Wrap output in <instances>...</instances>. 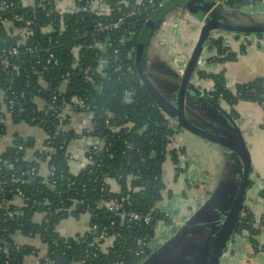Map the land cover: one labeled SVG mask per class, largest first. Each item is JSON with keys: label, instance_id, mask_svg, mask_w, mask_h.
<instances>
[{"label": "trees", "instance_id": "trees-1", "mask_svg": "<svg viewBox=\"0 0 264 264\" xmlns=\"http://www.w3.org/2000/svg\"><path fill=\"white\" fill-rule=\"evenodd\" d=\"M2 1L16 3L15 6L0 11V91L4 95L3 104L7 106V101L13 99L15 105L10 115L11 120L38 126L47 134V138L42 143V149L34 151L32 160L26 158V151L34 147L32 137L16 136L12 145L0 154V264H22L24 256L36 254L33 246L15 241L14 234L18 232L29 236L38 235L46 245V256L40 259V264H73L82 261L84 264H115L119 261L122 264H132L138 259L135 255L140 249L138 241L148 243L154 236L158 221L168 219L157 207L163 197L160 190L165 188L161 167L169 155L175 170L179 171V149H167L178 129L164 124V115L147 92L135 65L132 77L122 74L124 69L115 70V67L123 63L121 53L134 49L141 33L152 29L150 23L155 18L154 13L161 8L149 13L147 22L142 15H137L131 24L124 25L121 32L116 34L119 39L124 38L120 43L122 46L119 54L103 55L107 64H113L114 67L106 64L88 81L82 72L71 66L72 48L76 46H81L78 57L84 67H96L101 63L102 54L85 49L87 39H78L72 32V29L82 28L88 23V15L82 17V13L70 14L65 32L56 30L45 35L39 28L55 16L48 15L38 5L39 2L49 4V0H35L36 20L31 26L33 35L18 47L17 54L7 55L17 38L6 29L3 21L14 18L20 11L16 5H20L21 0H0ZM206 1L214 3L215 0ZM256 1L258 0H224L223 5L233 10ZM24 9L30 11L32 8ZM28 47L33 51H29ZM204 47L215 52L208 60L224 62L236 58V53L224 46L220 37L208 35ZM45 49L53 54L58 65L46 63L49 52ZM37 60H41V63H37ZM66 71L69 75L62 87L61 77ZM197 73L200 77L204 75L202 71ZM209 76L212 87L204 94L208 98L212 95L209 100L216 105L223 102L233 110L238 101H248L256 102L264 108L262 77L238 83L232 91L226 86L223 72ZM93 81L101 84L103 89L97 90ZM127 94L132 97L130 102L124 100ZM54 95L55 100L52 98ZM75 97L86 99V104L90 105L92 119L96 121L90 134L99 133L110 143L108 152L102 151L100 154L99 165L92 167V173L89 172V166L77 173L70 172L68 166L66 147L78 135L61 119L60 114L62 108ZM19 108L24 110L17 115ZM74 111L86 110L77 107ZM4 115L0 109V134L4 133ZM106 119L110 128L119 125L120 130L113 132L107 127ZM59 123L66 124L63 132L57 130ZM46 149L49 150L47 153ZM40 162L46 163L47 168L53 167V174H40ZM105 178H112L117 182L120 187L118 193L110 190ZM122 195L128 196L132 202L125 211H149L151 222L147 225L122 223L118 217L112 218L104 208L96 206L100 200ZM16 197L21 199V205L13 202ZM87 210L95 215L91 216V223L109 226L110 220H115L113 227L109 228V234L117 233L118 236L105 249L96 247V243L89 246L93 238L90 232L63 236L56 231V225L61 219L78 216ZM37 212L43 214L39 223L33 220V215ZM242 231H246L250 241L257 245L253 237L261 232V228L255 224L250 209L245 207L235 232ZM144 248L146 251L142 257L150 251L149 247Z\"/></svg>", "mask_w": 264, "mask_h": 264}, {"label": "crops", "instance_id": "crops-1", "mask_svg": "<svg viewBox=\"0 0 264 264\" xmlns=\"http://www.w3.org/2000/svg\"><path fill=\"white\" fill-rule=\"evenodd\" d=\"M186 3L187 0L167 1L159 11L154 13L155 18L153 22L151 21L152 29L149 28L141 33L145 41L144 72L158 90L170 100L174 99V89L178 84L173 75L178 72L173 58L183 59L190 52L191 45L196 40L201 27L200 17L203 15L200 10L198 14L193 15ZM213 7L217 8L216 15L228 23L238 25L264 23V0H258L230 12L220 9L218 5ZM180 16L183 21L176 26L175 23L180 20ZM164 18L169 19L164 36L167 44L165 47H160L153 36L159 22ZM212 32L216 34L215 37L222 39L224 46L236 53V58L224 62L208 60L215 52L213 49L203 47L199 58L200 64L196 65L192 79L201 95L192 90L187 91L185 114L191 122L205 128L214 125L215 118L223 117L222 113L215 108L213 101L204 94L212 87L209 74L223 72L226 86L232 91L238 83L250 81L255 77L264 79V34L245 35L213 30L209 35ZM197 71H202L203 77H200ZM0 104L1 111L5 113L2 91H0ZM38 104L41 105V102L38 101ZM217 105L238 126L244 145L249 151L251 172L245 197V208L250 209L255 224L260 225L261 228V232L253 237L257 245L250 241L246 231L235 232L224 250L220 264H264V108L256 102L248 101H238L233 110L223 102ZM71 119V128L79 132L90 124L91 115L78 111L72 113ZM3 123L5 128L4 133L0 134V154L6 147L12 145L16 136L32 137L34 147L26 151V158L32 160L34 151L41 148L46 138L45 132L38 126L25 122H13L7 113L4 115ZM91 143L92 139L88 135H82L68 143L67 158L70 172L77 173L85 166L86 152ZM173 148L179 149L177 165L179 171L175 170L171 157L167 155L161 167L165 191L157 207L170 213L176 224L174 228H171L164 220L158 221L154 236L150 241L149 252L159 247L172 232L184 223L185 219L194 214L215 191L219 190L220 193L215 197L214 205L217 209L211 211V214L207 211V214L209 213L207 220H210L213 228L210 234L208 231L203 240L206 239V245L209 247L234 197L242 171L241 162L233 152L185 130L177 131L175 139L169 146V149ZM39 169L40 174L46 175V163L40 162ZM13 202L16 205L22 203L18 197ZM42 219L43 214L40 212L33 215L36 223L41 222ZM261 222H263L262 225ZM89 224L88 213H81L78 216L61 219L56 225V231L63 236L83 235L87 232ZM203 229L207 230L206 227L201 230ZM14 239L19 244L31 245L36 249V254L24 256L22 264H40V259L46 256L47 247L38 235L29 236L18 232L14 234ZM192 255L189 249L185 259L179 258L177 254L173 256V259L177 261V264L180 261L184 264H191L193 263Z\"/></svg>", "mask_w": 264, "mask_h": 264}, {"label": "built area", "instance_id": "built-area-1", "mask_svg": "<svg viewBox=\"0 0 264 264\" xmlns=\"http://www.w3.org/2000/svg\"><path fill=\"white\" fill-rule=\"evenodd\" d=\"M169 0H49V4H46L45 2H39L38 5L42 7L43 10H45L48 15H54L55 17L52 18L48 23L43 24L39 31L45 35L50 34L51 32H54L56 30L60 31L61 33L65 32L68 27V19L70 14L75 13H82V17L85 15H88V23H86L82 28H75L72 29L73 34H75V37L78 39H87L86 45H84L85 49H91L95 51L96 53L102 54L101 55V63L100 65L93 67L91 65H86L85 67L79 62V51L81 49V46H76L72 48L73 50V60H72V67L76 68L78 71L82 72L85 79L88 81L92 80V77L95 73L99 72L103 66L107 64V60L103 57L106 53H112L113 55H118L122 46L120 43L123 42V39H119L117 37V33L121 32L124 25L131 24L133 19L139 15L144 17V21H148L149 13L154 11L156 8H162L164 4ZM224 0H215L213 3L214 5H223ZM15 2L6 3L5 1L0 2V11H5L8 8H11L12 6H15ZM35 6V0H21L20 5H16L20 11L14 16L13 19L7 20L4 19L3 24L6 27V29L10 32H12L17 40L14 46L10 47L7 51V55H14L17 54L18 47L23 44L31 35H33L34 30L31 29V26L35 24L36 20V11L34 10ZM24 7H31L32 9L25 10ZM183 18L180 16V20L176 21V26L179 25L180 22H182ZM83 20V19H81ZM15 22H18L16 24ZM169 23L168 18H164L159 22L158 28L156 32L154 33V38L157 41L158 46L165 47L167 44L166 37V31L167 26ZM201 26L203 24V21H201ZM179 27V26H178ZM215 33L212 32L211 36L215 37ZM130 39V37L128 38ZM197 39V38H196ZM196 40L193 42L190 48V52L185 56V58L180 59L178 57L173 58V62L176 65L177 73L179 75L182 74L185 65L189 59V56L191 54V51L194 47ZM29 51H33L31 47L27 48ZM46 52H49L48 49H45ZM123 55V63L121 65H117L115 67V70L118 69H124V72L122 74L126 73L132 77L134 73L133 66L135 65V48L129 49L128 51H125L121 53ZM121 60V61H122ZM120 61V62H121ZM200 59L197 62V65L200 64ZM37 63H41V60H37ZM47 64H50L51 66L58 65V62L56 59H53V54L49 52V56L46 60ZM102 65V66H101ZM108 67H114L112 64ZM69 75V72L66 71L62 75V87L65 85L67 76ZM93 84L95 85H101L96 84L95 81H93ZM96 88V87H95ZM3 93V92H2ZM59 94V93H58ZM4 96V95H3ZM212 95H209V98H211ZM22 97V95H20ZM4 98V97H3ZM54 100L56 98V95L52 97ZM124 100L126 102H130L132 100V97L127 94L125 95ZM8 105L5 106V113L7 115H12L13 113V106L15 105V101L13 99H9L7 101ZM77 107H83L87 112L91 115V122L90 124L82 129L81 131H74L78 136L80 137L82 135H88L92 139V143L90 147L88 148L86 152V164L83 168L88 167L89 172H93V168L95 166L99 165V156L104 152H108V146L110 143L105 141V138L103 135H100L99 133L96 135H91V131L94 129V126L96 125V121L92 119V112L90 110V105L86 104V99L75 97L71 100L70 104H66L61 111V119H64L67 122V125L71 128L70 123L72 121V113L75 112L74 109ZM24 109L19 108L17 115L19 113H22ZM162 111V110H161ZM164 115V120L166 123H164L167 127H173L176 129L177 123L176 121L171 118L170 116L166 115L162 111ZM33 120V119H31ZM108 119L105 120V123L108 128ZM66 124L59 123L57 126V130L63 132L65 129ZM120 126L111 127L110 129L113 132H117L120 130ZM177 133V132H176ZM176 133L174 132L173 137L169 145L167 146V149L169 150V146L172 143V141L175 139ZM46 134V133H45ZM47 138V134H46ZM68 145V144H67ZM21 148V147H19ZM42 149V145L41 148ZM46 149V153H47ZM66 155H67V147H66ZM108 155L111 157L112 155L108 153ZM50 157V156H48ZM82 168V169H83ZM53 167L47 168L46 175L53 174ZM157 176L154 177L156 179ZM105 183L109 186L110 190L112 192H119V185L117 182L112 178H105ZM115 184V185H114ZM137 189V188H136ZM162 192V195L165 191L164 189L160 190ZM132 204L131 199L128 196H118V197H112L105 200H100V202H97V207L104 208L112 218L118 217L122 223L130 224H138V223H144L149 224L152 220V216L150 212H141L139 210H130L125 211L126 207H130ZM89 210H87L89 217L91 216L95 217L93 213H89ZM162 211V210H161ZM165 213V216L168 217V219L164 220V222L167 224V226L174 228L175 224L174 220L172 219L170 213H167L165 211H162ZM115 223L114 219H111L109 222V226H101L100 224L94 222L89 224V228L87 232H90L91 235H93L92 241L89 242V246H93L96 243V247H100L101 249H105V247L110 246L115 239V236H118V234H109V228H112ZM86 233V232H85ZM151 241V240H150ZM150 241L148 243L142 242L141 240L138 241L140 249L135 252V255L138 256V259L132 264H141L145 257L142 255L146 251L144 247H151ZM102 242V243H101ZM79 264H84L83 261ZM115 264H122V261L115 262Z\"/></svg>", "mask_w": 264, "mask_h": 264}, {"label": "water", "instance_id": "water-1", "mask_svg": "<svg viewBox=\"0 0 264 264\" xmlns=\"http://www.w3.org/2000/svg\"><path fill=\"white\" fill-rule=\"evenodd\" d=\"M186 6L193 15L198 14L200 10L203 14H201L203 18L202 16L200 17L203 24L200 27L196 42L182 74L179 75L178 73H173L178 83L177 87L174 89V99L170 101L167 97H165L144 73L143 61L145 41L143 35L139 37L135 47V67L141 74L142 81L149 95L166 115L176 121L178 130H185L208 142L218 144L228 149L233 152L241 162L242 171L240 173V179L236 192L230 205L226 209L225 217L222 219L221 225L214 237L211 247H207L206 242L202 245H197V247L193 245H190L189 247L193 254V263L191 264H220L224 250L226 249L230 239L235 234L242 210L245 207V197L251 172L250 154L244 145L242 133L238 126H236L227 113H225L215 103V108L222 113L223 117L215 118L216 123L214 125L205 128L191 122L185 114V96L188 90H192L201 95L192 79L206 38L211 31L224 30L245 35H263L264 23L254 25H238L228 23L219 15H216L217 8L213 7V3L205 0H187ZM218 7L227 12L232 11L231 8L225 5H218ZM96 89L101 91L103 86L96 85ZM219 193V190L215 191L194 214L185 219L182 224V228H189V231H191V228H194L197 231L204 228L206 225L202 224L201 218L204 214H207V211L211 214V211L217 209L214 205L215 197L218 196ZM180 233L181 229L178 230L169 239V241H166L163 245L155 248L153 251L148 252L147 257L141 264H165V261L168 259L165 258V255L172 251ZM204 256L206 257L205 263H203Z\"/></svg>", "mask_w": 264, "mask_h": 264}, {"label": "flooded vegetation", "instance_id": "flooded-vegetation-1", "mask_svg": "<svg viewBox=\"0 0 264 264\" xmlns=\"http://www.w3.org/2000/svg\"><path fill=\"white\" fill-rule=\"evenodd\" d=\"M207 219H208V214H204L201 218V222L202 224L206 225L204 226V228L206 227L210 234L211 229L213 228V225L211 224L210 220H207ZM180 229H181V233H180L179 238L176 240L175 246L173 247L170 253H167L165 255V258H168L165 261V264H177V261L173 259V256H175L176 254L178 255L179 258L185 259L187 250L189 251L190 245L195 246L194 243H195V240H197V235L202 234L200 231H197L194 228H191V231H189V228H185V227L182 228V225H181L174 232H172L169 235V237L161 245H163L166 241H169V239ZM205 241L206 239H204L203 242L198 245H202ZM205 259L206 257L204 256L203 263H205L204 262ZM179 264H184V262L180 261Z\"/></svg>", "mask_w": 264, "mask_h": 264}, {"label": "rangeland", "instance_id": "rangeland-1", "mask_svg": "<svg viewBox=\"0 0 264 264\" xmlns=\"http://www.w3.org/2000/svg\"><path fill=\"white\" fill-rule=\"evenodd\" d=\"M170 100V99H169ZM171 101V100H170ZM163 169H164V167H163ZM219 228V227H218ZM204 231V232H203ZM200 232L202 233L201 235H197V240H195V243H194V245L197 247V243H200L201 241H203V238L205 237V235H207L208 234V230H206V229H203V230H200ZM216 233H217V231H216ZM213 238H214V235H213ZM213 238L211 239V244H210V246L209 247H211V245H212V242H213ZM199 239V240H198ZM206 260V259H205ZM205 260H204V262H205Z\"/></svg>", "mask_w": 264, "mask_h": 264}]
</instances>
